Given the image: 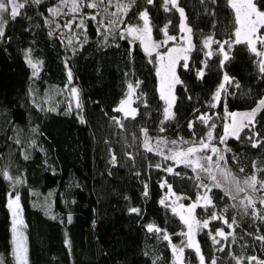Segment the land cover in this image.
Returning a JSON list of instances; mask_svg holds the SVG:
<instances>
[{
	"label": "trees",
	"instance_id": "16d2710c",
	"mask_svg": "<svg viewBox=\"0 0 264 264\" xmlns=\"http://www.w3.org/2000/svg\"><path fill=\"white\" fill-rule=\"evenodd\" d=\"M179 1L193 29L196 48L190 53L189 68L180 64L177 69L182 83L175 86L174 119L168 121L164 120L166 103L159 92L154 56L145 55L139 43L119 32L128 24L139 26V13L147 9L156 40L164 37L165 28L177 35L178 15L165 11L161 0L153 5L135 0L112 34L98 22L112 18L117 0L97 9L82 6L79 13L65 15V20L60 16L62 25L73 16L84 22L82 33L71 45L49 26V9L58 7L61 0L26 5L15 21L5 14V35L0 39V170L23 182L13 188L0 176L3 264H16L10 193L20 197L27 264H177L172 245L183 247L184 225L169 206L160 203L165 198L164 185L192 204L203 194L199 184L206 182L195 179L197 174L189 167L148 151L143 146V130L199 145L214 126L216 143L220 118L213 117L206 126L198 117L252 109L264 98L261 61L248 44L234 42L238 24L230 0ZM254 3L264 11V0ZM93 15L95 20L90 19ZM210 37L230 42L225 44L227 61L216 43L213 55H206L204 41ZM29 50L32 60L41 62L36 76L26 62ZM202 67L200 78L197 71ZM225 75L230 82L214 108V95ZM129 84L136 87L135 119L114 111L126 97ZM70 87L79 91L80 108L75 106ZM254 142L259 146L252 147ZM225 145L228 165L246 178L255 175L260 186L264 181V112L237 137H228ZM168 167L174 171L167 172ZM208 195L212 205L196 211L199 219L210 220L208 228L197 234L205 264L212 259L216 264H237L234 256L244 264H249L248 257L264 261V241L255 239L264 236V219L254 217L251 208L244 214L243 207L219 188L212 187ZM131 207L139 208L140 215L130 213ZM255 209L264 214L261 202ZM213 214L222 219L211 220ZM224 219L236 223L229 228ZM149 225L161 231L150 232ZM218 229L233 233L234 242L229 236L214 244L208 233L215 235ZM164 234L170 240H164ZM183 264H199L193 249H185Z\"/></svg>",
	"mask_w": 264,
	"mask_h": 264
},
{
	"label": "snow or ice",
	"instance_id": "6c2138e0",
	"mask_svg": "<svg viewBox=\"0 0 264 264\" xmlns=\"http://www.w3.org/2000/svg\"><path fill=\"white\" fill-rule=\"evenodd\" d=\"M61 2L67 7L69 5V0H61ZM205 0H201V3H204ZM231 7L235 9L236 13V20L239 24V27L235 31V43L239 44L241 42H244L251 46V51L253 53H256L259 56H264V52H258L256 48L257 41L264 45V37L258 36L257 31L259 27L264 26V11H261L256 3H254V0H241V2H237V0H230ZM41 0H0V39L4 38L5 35V27L7 24V18H10L11 20L15 21L18 16L22 15V10L25 9L26 5H32V4H40ZM111 4L112 0H87L86 3L83 4V7H88L92 9H97L101 4ZM135 3V0H127V3H122L121 0H117L116 8L117 11L114 13H111L110 16L111 19L108 20L107 25L103 23V21L98 22L100 27H104L106 30L110 29L113 25L119 26L124 22V17L127 15L128 10L130 7ZM145 3L147 5H153L155 3V0H145ZM162 7L165 11H176L179 13V16L182 20V23L180 24V28L182 31L191 33L192 29L190 27H187L186 21L187 16L185 14V10L183 7H180L179 0H161ZM71 10L73 13H79L81 11V0H71ZM50 12H52L54 15L59 14L61 9L59 7L49 9ZM7 14V18L5 16ZM96 15H99L97 13ZM96 15H93L90 17V19L95 20ZM139 18L141 21H143L142 27L139 26H133V25H125V32L128 35H134L136 39H141V42L144 43V40L142 37L147 36V34L150 32V18L149 13L147 9L143 10L139 13ZM64 27H67L71 30V24H65ZM80 27H84L83 20L80 21ZM166 34V28L164 29ZM123 36L124 33H121ZM169 39H175L174 37H170ZM71 43V41H69ZM212 43H216L219 47V51L223 54V61H227L229 59L228 53L224 50V45L229 44V41H214L211 37L204 41V44L206 47H210ZM189 48L178 50L173 49V52H183V55H178L176 57H173L171 53H169L168 63L166 65V75H165V81L167 84V94L162 90L161 92V98L165 100L167 107L164 109V120L168 121L171 119H174V113L172 112V107L175 102V97L171 95L172 88L175 84H180L182 81L178 79V77L175 74V66L176 62L179 59H183L185 63L182 65L183 68L188 69L189 64L187 63L189 57L187 55V52L190 51L191 43L189 40ZM155 46V45H154ZM145 51H147V47H145ZM208 57H211L213 55L212 51H208L206 53ZM160 59L163 60L164 57L160 56ZM221 61V63H223ZM26 62L32 69L33 76H36L39 70V64L41 62L37 61L34 62L30 56V50L28 53H26ZM207 66V61L204 62V67ZM260 71L264 73V61L261 62L260 65ZM197 75L200 78H203L204 76V68L202 67L197 71ZM72 73L69 70L68 71V78L69 82H71ZM229 77L227 75L224 76L225 81H229ZM129 90H132V85H128ZM238 87V85H237ZM221 89H223V85H221ZM74 96L77 98L76 107L80 108L81 105L79 103V93L76 88L71 89ZM221 91L218 90L214 95V100L217 102L220 100ZM128 104V101L123 102L120 107L114 109L116 112H121L124 114V117H131L132 119H135L136 109L128 110L126 108V105ZM71 107V106H70ZM264 108V99L260 100L259 106L257 109L253 110L252 112H249L245 114L246 119L248 120L249 124L253 123V118L256 116L257 112L260 111V109ZM51 111H54L55 109H50ZM120 127H123V124L120 123V120L116 117L112 118ZM202 122L207 121V117L200 116L198 117ZM80 122L84 123V119L81 116ZM189 127H192V122L189 123ZM145 133V148L148 151H152V147L149 146L148 139H147V130H143ZM160 131H164L163 128L160 129ZM211 136V133H209V137ZM249 139H252V137H249ZM172 143H176L173 141ZM259 144L254 142L252 143V147H258ZM209 149L208 143H205L204 141L199 142V146L193 145L191 147H188L186 150H177L173 151L171 155L165 157L166 159L173 160L176 164H185L186 166L192 168L194 172H197V176L195 179L198 181L200 180L199 173L203 172L207 175V177L213 182L212 185H207L201 182L199 186L203 189H205L204 194L201 196V200L203 201V204L200 205L199 203L192 204L188 209L186 214L185 213H179L181 221L187 226V231L183 233V235L186 237V246L188 248H193L194 251L197 253L199 257V264H205V257L201 252V249L199 248L198 244L194 242L193 240V234L197 230H203L207 229L210 223V220L206 219L203 222H200L192 217L193 210L198 207L202 206L204 208H207L208 206L212 205L211 197L208 195V193L212 190V187L219 188L220 187V181L217 180L216 174L214 172V168L216 170H219L221 175L225 178V180H228L230 174L226 172L224 169L220 168V161L225 160V156L223 154H220L219 150L215 147H212L210 149V152L216 156L215 164H213V155H199L198 153L203 152V150ZM159 154V153H158ZM28 157L25 156V159ZM130 159H134L131 155L129 156ZM112 163H116V156L113 154L112 156ZM159 167V165H157ZM167 172L172 173L174 169L172 167H168L165 169ZM241 171L243 169L241 168ZM0 176H3V178L7 181H9L13 188H15L16 184L22 183L23 181L12 177L7 171L0 170ZM234 178L232 180H229V182H233ZM236 183V191L237 192H243L245 189L243 187H240L239 181H235ZM244 184L247 185L248 188L252 189L253 191H256V185H257V178L255 175H252L249 179H246L244 181ZM260 187L264 189V181L260 182ZM147 188V186H145ZM226 194H230L229 190L225 189ZM147 191L144 192V195L147 196ZM232 199H236L235 196H232ZM247 203L244 201H241V206L243 207L244 214H247L248 209L251 208L252 215L256 217L257 219H264V214L258 213L255 209V201L251 196H248L245 198ZM19 195H15L12 197L11 193L9 194V203L8 207L12 209L13 214V256L16 260V264H27V248H26V237L24 236L23 232L17 227V221L15 217L18 214L19 209ZM262 204H264V199H261L260 201ZM161 204H164L165 201L161 200ZM15 204V208H13V205ZM214 207V205H213ZM130 213L140 215L141 210L136 207H131L129 209ZM173 212H176V209L173 208ZM222 219V217L217 216L213 214L211 216V220H218ZM69 222H71V217H69ZM22 223V222H21ZM224 224H227L229 228H232L233 225H235L236 221L233 219L232 223L229 224L227 219L223 220ZM148 231H161L159 228L154 227L153 225L148 226ZM208 235L212 239V242L214 244H220V239H217V237H220L223 240H228L229 236H232L233 242L235 240V237L233 233L226 234L222 229H218L215 233V235L212 234L211 231H209ZM164 240H170V237L167 234L163 235ZM255 239L264 241V236H256ZM223 248H219L218 251H223ZM174 254H176V260L177 264H183L182 259L180 257L183 254V247L180 248H173ZM233 259L237 260V264H244L243 259L239 257H233ZM249 264H264V261H257L256 257H248ZM0 264H3L2 259H0ZM210 264H216V260L212 259L210 261Z\"/></svg>",
	"mask_w": 264,
	"mask_h": 264
},
{
	"label": "rangeland",
	"instance_id": "374dc122",
	"mask_svg": "<svg viewBox=\"0 0 264 264\" xmlns=\"http://www.w3.org/2000/svg\"><path fill=\"white\" fill-rule=\"evenodd\" d=\"M41 1H44V0H41ZM237 2L239 3V2H241V0H237ZM83 4H84V1L81 0V7L83 6ZM230 4H231V2H230ZM58 7L61 9L59 14H55L54 15L52 12H49V15H48L49 26L53 29V31H59L60 35L62 36V39L68 45H71V44H73L74 41H76L78 39V34L82 33V28L80 27V21L82 20V18H79V17H76V16L71 17V19L69 21H67V23H66V24H71V30H70L69 28L64 27V25H62L60 23V21H58V18L60 16H63L62 18L65 20L66 19L65 15H68V14H70L72 12V10H71V0H69V5L67 7L62 2L59 3ZM234 11H235V9H234ZM76 18H78L77 22L75 21ZM103 23H105L107 25L106 20H103ZM142 25H143V21H142V23H140L139 27H142ZM120 26H121V24L119 25V27ZM238 27H239V24H238ZM117 28H118V26H117ZM150 29L151 30L147 34V36L142 37V38H150V39L155 40L157 46L159 47L158 53L154 56V64L156 65V69H157L160 95H161L162 90L165 92V94H167V84H166V81H165L164 78H165V75H166V65L168 63L169 53H171V55L173 57H176L178 55H183L182 51L173 52V49L183 50V49L189 48V44L186 42V39H185V37H184V35L182 33V30L180 28H179V33L177 35H174V36L170 35L166 31V34L164 33V37L161 40H159V39L156 40L155 39L151 24H150ZM114 31H115V28H114V25H113L110 28L111 34ZM119 32L124 33L123 37L128 38L132 43H135V42L139 43L140 40H141V39H136L134 37V35H128L125 32V28H123V27H121ZM257 35L261 36V37H264V26L258 28ZM170 37H174L175 39H169ZM69 41H71V43H69ZM204 46H205V44H204ZM212 46H213V43L211 44L210 47H206L205 46L206 51L207 52L208 51H212ZM256 48H257L258 52H264V45L260 44L258 41L256 43ZM250 49H251V46H250ZM224 50H225V45H224ZM190 53H191V51L187 52V55H188L189 59H190ZM160 56H163L164 59L161 60ZM257 56H258V58H259V60L261 62L264 61V56H259V55H257ZM189 59H188L187 63L189 62ZM184 63H185V61L182 58L177 60L176 66H175V74H176V76H177V69H178L179 65L180 64H184ZM229 82H230V79H229V81L223 80V83H222L223 89H221V87L219 88V90L221 91V95H222L223 91L226 89V86H227V84ZM176 85L177 84H175L173 86L172 92H171V95H173L175 97V100H176V96H175V86ZM72 88H75V87H70V89H69L70 91L69 92H70V94L72 96V99H73V101L75 103V106H76L77 98H76V96L73 95V93L71 91ZM78 93H79V91H78ZM220 98H221V96H220ZM136 100H137L136 87L132 85V90L130 91L128 89L127 95L121 101L120 105L123 102L128 101V104L126 105V108L128 110L136 109L135 108ZM79 101H80V96H79ZM218 103H219V101L217 102L216 100H214V105H213L214 108H216ZM174 104H175V102H174ZM174 104H173V107H174ZM120 105H119V107H120ZM166 107H167V104H166ZM173 107H172V109H173ZM121 114L124 116L123 113H121ZM233 115H234V113H229V112H224L222 114H219V113L218 114L217 113H215V114L207 113V114L203 115V116L207 117V121L203 122V124L206 125V126H209V124L212 121L213 117L215 118L216 116H218L220 118V122H221V134H220V137L217 138L216 143H214V136H215L216 129L213 126L212 128H210L208 130L206 139L203 140L205 143H208L209 149H205V150H203V152L198 153L199 155H213V164H215L216 156L210 152V149L212 147L217 148L219 150L220 154H223L224 156H226V154L228 152L225 144H226V142L228 140V137H229L227 132H228L230 126H231V121H232ZM209 133H211L210 137H209ZM147 139H148L149 146L152 147V149H153L152 151L157 152V153L163 155L164 157H167V156L171 155V153L173 151L186 150L188 147L193 146L190 143H185L181 139L178 140V139H173L172 137H168V136H161V135L158 136V135H156L154 133H147ZM173 141H175L176 143L175 144L172 143ZM143 146L145 147V139H144ZM196 146H199V145H196ZM176 165H184V166H186L183 163L176 164ZM220 168L224 169L226 172H228L230 174V176H229L228 180H225V178L221 175L220 171L216 170L214 168V172L216 174L217 180L220 181L219 189H221L222 192L224 194H226L225 193V189L227 188L229 190L230 194H226V195L232 200L233 203H239L240 205H241V203H240L241 201H244L245 203H247L245 198L248 197V196H251L253 198V200L255 201V208H256V205L260 203V201H261V199H263V195H264V193L261 190L260 186L258 184L256 185V188H257L256 191H253L252 189L248 188L247 185L244 184V181L246 179H249V178H246L245 176L241 175L240 173L234 171L228 165V163L226 161V157H225L224 161H220ZM190 169H192V168H190ZM195 173L197 174V172H195ZM199 176H200V178L202 180H204L206 182L207 185H212L213 182L207 177V175L205 173L200 172ZM233 178H234V181L230 183L229 180H232ZM235 181H239L240 187H243L245 189L243 192H237L236 191V183H235ZM164 187H165V190H166L165 191V198H164L165 203L164 204L169 206L172 211H173V208H175L176 209L175 214L179 218H180L179 213L183 212V213L186 214L187 209L192 204H194V203H199L200 205L203 204V201L200 198L204 194L205 189H203V194L200 196L198 201H196V202H194L192 204H186L181 197H179L178 195H176L173 192V190L171 189L170 186L166 187L164 185ZM11 195H12V197H14L17 194H11ZM232 196H235L236 199L235 200L232 199ZM15 207L16 206L14 204L13 208H15ZM198 207H202V206H198ZM198 207H196L193 210L192 217L194 219L200 221V222H203V220L199 219L197 217V215H196V211H197ZM9 210H10V214H11L12 228H13V219L14 218H13V214H12V209L9 208ZM15 219L17 221V227L23 232L24 236L26 237V225H25V221H24V217H23V211H22V206H21L20 200H19L18 214L15 217ZM182 223H183V221H182ZM183 225H184V232H186L187 231V226L184 223H183ZM199 231L200 230H197L193 234V240L196 243H197V234L199 233ZM183 233H182V237L184 239L183 254L180 257V259H182V261H183V257H184V251H185L186 248H188L186 246V237L183 235ZM218 238L220 239V237H218ZM26 248H27V246H26ZM173 248H179V247H176V246L172 245V250H173ZM189 249H193V248H189ZM175 257H176V254H175Z\"/></svg>",
	"mask_w": 264,
	"mask_h": 264
},
{
	"label": "water",
	"instance_id": "95a60500",
	"mask_svg": "<svg viewBox=\"0 0 264 264\" xmlns=\"http://www.w3.org/2000/svg\"><path fill=\"white\" fill-rule=\"evenodd\" d=\"M179 4H180V1H179ZM180 7H182V6L180 5ZM176 13L178 15V25L180 28V24L182 23V20L179 16V13L178 12H176ZM185 14H186V11H185ZM186 16H187V14H186ZM186 24H187V27H190L192 29V27L188 23V18H187ZM182 33H183V35L186 39V42L188 44H189V40H190V43H191L190 51L193 52L196 48L195 47V39H194V35H193V29H192L191 33H187L184 31H182ZM142 39L144 40V43H142L141 40L139 42V46H140V49L142 50V52L145 55H147L148 57L155 56L159 51V47L157 46L156 41L153 39H150V38H142ZM145 47H147V51H145ZM189 47H190V45H189ZM258 106H259V103L252 109L242 110V111H238V112L234 113L232 121H231V126L227 132L229 137H231V138L237 137L239 135V133L246 128V126L249 123L245 117V114L252 112L253 110L257 109ZM263 112H264V108L260 109V111H258L256 116L253 118V121L256 120Z\"/></svg>",
	"mask_w": 264,
	"mask_h": 264
}]
</instances>
